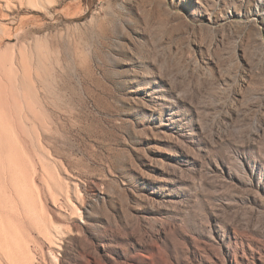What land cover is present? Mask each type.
Listing matches in <instances>:
<instances>
[{"label": "rangeland", "instance_id": "374dc122", "mask_svg": "<svg viewBox=\"0 0 264 264\" xmlns=\"http://www.w3.org/2000/svg\"><path fill=\"white\" fill-rule=\"evenodd\" d=\"M0 264H264V0H0Z\"/></svg>", "mask_w": 264, "mask_h": 264}]
</instances>
